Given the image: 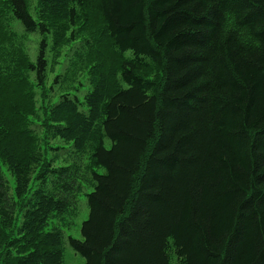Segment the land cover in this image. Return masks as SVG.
<instances>
[{
    "label": "trees",
    "instance_id": "16d2710c",
    "mask_svg": "<svg viewBox=\"0 0 264 264\" xmlns=\"http://www.w3.org/2000/svg\"><path fill=\"white\" fill-rule=\"evenodd\" d=\"M4 1L55 43L83 19L69 38L85 36V108L64 94L46 122L71 143L64 158L101 169L86 178L80 238L66 237L84 264H264V0H39V20L28 0ZM47 48L26 65L37 84ZM151 66L157 82L141 73ZM22 71L0 48L2 127L33 112L30 85L6 82ZM19 134L0 131V144L21 200L43 161L26 145L16 154ZM75 173L46 164L39 179L61 178L64 196L36 190L15 230L0 171V264H63L62 233L44 227L70 207Z\"/></svg>",
    "mask_w": 264,
    "mask_h": 264
},
{
    "label": "rangeland",
    "instance_id": "374dc122",
    "mask_svg": "<svg viewBox=\"0 0 264 264\" xmlns=\"http://www.w3.org/2000/svg\"><path fill=\"white\" fill-rule=\"evenodd\" d=\"M30 6L32 5V14L36 15V20H39L40 6L39 0H28ZM34 8V9H33ZM31 10V9H30ZM88 11H92L88 10ZM83 19H78L74 26H79ZM69 28V29H70ZM65 33L64 39L55 43V40L50 32H45L41 35L39 31H26L21 23L13 17L11 8L7 2L0 0V48L1 53L5 56L12 54L16 65L19 69H23L21 76L16 75L15 78L7 79V83L10 87L20 88L21 84L30 85L31 92L34 100V109L31 114L16 115L11 119L16 123V127H12L11 124L6 123L5 127L0 124V131L11 133V131L19 130L20 146L17 147V153L20 154L21 148L27 146V154H38L43 162H40L42 166L37 173L31 176V180L28 184V191L25 196L19 200L14 193L15 177L9 170L8 165L4 158H6L7 147L4 142L0 145V171L4 175L7 184L9 186V194L16 200L17 208L15 212L14 229L20 227L22 222V216L28 202L32 201L33 194L39 188H44L47 192H54L58 196H64V188L61 187L63 181L58 176L54 179L56 184L52 183V179L41 180L38 177V173L47 164L48 168L59 169L62 166L71 167L73 170L79 172L78 177L75 179L77 184L81 186H74L76 189L73 191V196L70 198L71 205L68 210L60 215H49L46 219V225L44 227L47 231L57 230L63 235V264H84V257L76 253L66 242V237L72 235L73 237L80 238V225L82 221L87 217L88 207L84 192L89 191L87 187L86 178L88 172L93 170L101 171L100 168L94 167L90 158L85 156L79 160L67 159L61 154L62 149H71V143L65 141L59 137H53L49 132H53V127L49 126L46 122L48 111L53 105L58 102L62 95L68 94L70 97H76L80 101V108L84 109L83 103L84 96L91 89L89 74L87 65L81 61L82 52L75 55L74 51L78 50L83 45L84 37L80 35H86L75 33L76 36H80L77 39L70 40V30ZM94 28L92 29V31ZM91 31V32H92ZM41 39H44L47 44V71L45 74V80L42 84H37L33 79V73H30L26 69L28 62L35 64V58L38 49V43ZM76 60V66L72 63ZM159 70L156 67L144 68L141 73L147 77L155 78L158 81ZM4 80L0 79V85L4 84ZM14 84V85H13ZM29 87V86H28ZM3 117L0 118L2 122ZM11 126V127H10ZM10 127V128H9ZM61 149V150H59ZM19 157V156H16ZM28 158V157H26ZM75 173V174H77ZM63 191H60V190Z\"/></svg>",
    "mask_w": 264,
    "mask_h": 264
}]
</instances>
